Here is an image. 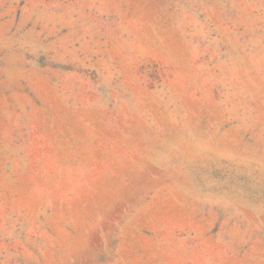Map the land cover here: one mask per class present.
<instances>
[{"label":"rangeland","instance_id":"rangeland-1","mask_svg":"<svg viewBox=\"0 0 264 264\" xmlns=\"http://www.w3.org/2000/svg\"><path fill=\"white\" fill-rule=\"evenodd\" d=\"M0 264H264V0H0Z\"/></svg>","mask_w":264,"mask_h":264}]
</instances>
